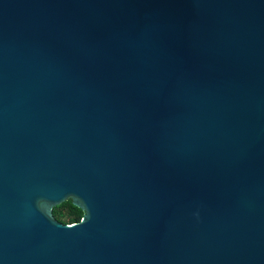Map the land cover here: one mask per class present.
Returning a JSON list of instances; mask_svg holds the SVG:
<instances>
[{
    "label": "water",
    "instance_id": "obj_1",
    "mask_svg": "<svg viewBox=\"0 0 264 264\" xmlns=\"http://www.w3.org/2000/svg\"><path fill=\"white\" fill-rule=\"evenodd\" d=\"M0 264H264V0H0Z\"/></svg>",
    "mask_w": 264,
    "mask_h": 264
},
{
    "label": "trees",
    "instance_id": "obj_2",
    "mask_svg": "<svg viewBox=\"0 0 264 264\" xmlns=\"http://www.w3.org/2000/svg\"><path fill=\"white\" fill-rule=\"evenodd\" d=\"M52 213L58 221L68 224L79 221L83 215V211L73 205L70 199L54 206Z\"/></svg>",
    "mask_w": 264,
    "mask_h": 264
},
{
    "label": "clouds",
    "instance_id": "obj_3",
    "mask_svg": "<svg viewBox=\"0 0 264 264\" xmlns=\"http://www.w3.org/2000/svg\"><path fill=\"white\" fill-rule=\"evenodd\" d=\"M84 218H85V215H82L79 222H83L84 221ZM74 225H76V224H68L67 227L71 228Z\"/></svg>",
    "mask_w": 264,
    "mask_h": 264
}]
</instances>
